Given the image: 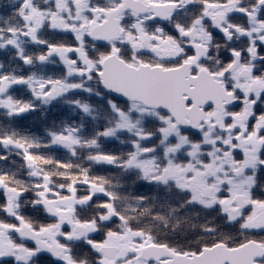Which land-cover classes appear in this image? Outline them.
Returning a JSON list of instances; mask_svg holds the SVG:
<instances>
[{
    "label": "snow or ice",
    "instance_id": "obj_1",
    "mask_svg": "<svg viewBox=\"0 0 264 264\" xmlns=\"http://www.w3.org/2000/svg\"><path fill=\"white\" fill-rule=\"evenodd\" d=\"M6 7L0 50L12 55L0 60V113L9 121L0 124V264H90V256L93 264H264V239L218 238L212 223L202 227L210 239L193 247L165 242L139 223L151 214L146 197L127 202L119 181L91 172L105 165L134 173L174 192L179 208L215 213L241 233L264 232V0ZM57 34L71 40L49 38ZM50 65L62 73L50 74ZM81 93L106 107L71 98ZM61 103L82 114L78 123H54L43 136L12 123ZM85 117L96 122L91 135ZM110 139L129 150L105 151Z\"/></svg>",
    "mask_w": 264,
    "mask_h": 264
},
{
    "label": "trees",
    "instance_id": "obj_2",
    "mask_svg": "<svg viewBox=\"0 0 264 264\" xmlns=\"http://www.w3.org/2000/svg\"><path fill=\"white\" fill-rule=\"evenodd\" d=\"M7 4L8 0H0V15H5L6 13L11 11V9L6 7ZM11 55V52L0 50V60L8 62ZM52 69V65L48 66V71L50 74H61L59 72L53 71ZM15 94L17 96L27 98V91L25 89L19 88L16 90ZM99 104H102V102H99ZM62 107L68 106L64 105ZM71 111L72 109L68 108L66 111L60 113V111L56 110L54 105H51V109L44 113L43 109L28 113L22 117L16 118L12 123L20 130L21 124L23 126H27L29 123H33L35 125L38 124L39 121V128L42 131L38 136H43L45 134V122H50V124H52L53 119H60L64 121L73 120L74 122L80 121V119L82 118V114L76 112L68 114ZM8 122V118L0 113V124L6 125ZM100 122L103 125V121L101 120ZM87 133L89 135L92 134V132ZM122 139H124V137H122ZM102 147L105 151L112 152L129 150L127 145H121L119 141H116L115 139L104 141L102 143ZM51 154L56 155L60 158H67L68 156L66 150L63 149H54ZM16 160V164L18 166L23 164V161L19 158H17ZM82 163H84L85 166H88L86 162L82 161ZM91 172L95 175L108 176L113 179L114 183L119 181L123 185V187L120 189L121 195L129 197V201L127 202H132L131 198L135 196L146 197L144 206L151 209V214L138 217L139 223L141 226H147L148 228H150L154 235L159 236L165 242L172 237H175V239L182 242H190L191 244L202 242V240L199 238L200 235H202V231H199L197 228L202 230V227L208 223L214 224L217 227L218 234H224L225 238H228L230 241H239L233 240L225 233L226 230L221 229L222 227L232 226H228L224 221L222 222V218H220L215 213H206L197 208H179L174 199V192L169 194L166 193L163 189H157L155 193H151L147 188H151L154 186H150L147 184L145 185V183L138 181L134 173L121 175L118 170L112 168L111 166L105 165H93L91 166ZM171 207H177V211L175 213L170 212ZM203 212L209 217L207 218L206 216H204ZM157 214L164 216L166 223L165 220H153L152 217ZM205 219H207V222L205 221ZM234 228L236 231V238L238 239L242 233L239 231L238 225H236Z\"/></svg>",
    "mask_w": 264,
    "mask_h": 264
},
{
    "label": "rangeland",
    "instance_id": "obj_3",
    "mask_svg": "<svg viewBox=\"0 0 264 264\" xmlns=\"http://www.w3.org/2000/svg\"><path fill=\"white\" fill-rule=\"evenodd\" d=\"M3 15V14H2ZM5 15H7V13L5 14ZM62 34H57V35H55V36H52V38L53 39H58V37L59 36H61ZM71 98H80V99H83V100H86L87 102H89V103H91V104H93V106H99V107H106V106H104V104H105V101L104 100H101L102 101V104H99V102H100V99H98V98H96V97H88L87 96V94L86 95H83V94H77V96L76 97H71ZM60 105H62V106H64V105H67V104H56V106H55V108H56V110H58V111H60V113H62V112H64V111H66L68 108H70V106H68V107H62V106H60ZM106 105V104H105ZM49 109H51V106H45L44 108H43V113L44 112H46V111H48ZM71 113H73V111H71V112H69L68 114H71ZM77 113V112H76ZM47 114V113H46ZM85 119V127H86V132H92L93 131V128H94V126H95V123L96 122H93L90 118H84ZM62 121H64V120H60V119H53L52 120V124H50V122H45L44 123V127H45V130H46V128H50L54 123L56 124V125H59ZM65 121H67V122H69V123H71V122H74L73 120H65ZM77 123L79 122V121H76ZM21 124V123H20ZM39 121H38V124H33V123H29L27 126H23L22 124H21V128H20V130H22V131H28V132H31V133H34V134H36V135H39L40 133H41V129L39 128ZM99 125H100V127L102 128L103 127V125H102V123L99 121ZM16 163H17V160H16ZM223 224V223H222ZM235 229L234 228H227L226 229V234L230 237V238H232L233 240H238L237 238H236V235H235ZM218 238H225V235L224 234H220L219 233V235H218ZM208 239H210L209 237L207 238V240Z\"/></svg>",
    "mask_w": 264,
    "mask_h": 264
},
{
    "label": "flooded vegetation",
    "instance_id": "obj_4",
    "mask_svg": "<svg viewBox=\"0 0 264 264\" xmlns=\"http://www.w3.org/2000/svg\"><path fill=\"white\" fill-rule=\"evenodd\" d=\"M52 38V37H50ZM62 39H68V40H71V37L70 36H65L64 34H62L61 36H59V40H62ZM103 50V49H102ZM147 58V57H146ZM53 67V71H56V72H59V73H62L63 71V68L61 65H52ZM82 94V93H81ZM83 95H86V94H83ZM100 102L101 99H100ZM54 106H56V104H54ZM261 179L262 181H264V173L261 174ZM146 185V184H145ZM149 192L151 193H155L157 191V189L155 187H151V188H147ZM26 214L27 215H30L32 216L34 219H39L43 222L44 220V217H43V214L42 213H38V212H33L31 209H26ZM204 216H206L207 218L209 216H207L204 212H203ZM2 218V217H0ZM205 221L207 222V219H205ZM223 222V221H222ZM113 227H115V225H113ZM227 228H234V227H222L221 229L222 230H226ZM195 229V228H194ZM193 229V230H194ZM199 231H202L200 230L199 228H197ZM235 229V228H234ZM257 233V234H255ZM202 241L204 240H207L208 237L204 236L203 234L200 235L199 237ZM245 238H250V239H257V240H260V239H264V232H260L259 230H256V231H251V232H247L246 234L242 233L240 235V237L238 238V240H243ZM166 242L172 244L173 246H178V247H184V248H188L187 246H190V247H193L195 244H191L190 242H182V241H179L177 239H175V237H172L170 238L169 240H167ZM80 251L82 253L84 252H88V249L87 248H81ZM93 260H94V257H89V261H90V264H93ZM42 264H50V260L46 259L45 261L42 262Z\"/></svg>",
    "mask_w": 264,
    "mask_h": 264
},
{
    "label": "bare ground",
    "instance_id": "obj_5",
    "mask_svg": "<svg viewBox=\"0 0 264 264\" xmlns=\"http://www.w3.org/2000/svg\"><path fill=\"white\" fill-rule=\"evenodd\" d=\"M221 218V217H220ZM222 221H223V219H222Z\"/></svg>",
    "mask_w": 264,
    "mask_h": 264
}]
</instances>
